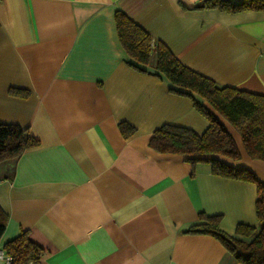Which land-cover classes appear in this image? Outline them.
I'll list each match as a JSON object with an SVG mask.
<instances>
[{
    "label": "crops",
    "instance_id": "0c3cea01",
    "mask_svg": "<svg viewBox=\"0 0 264 264\" xmlns=\"http://www.w3.org/2000/svg\"><path fill=\"white\" fill-rule=\"evenodd\" d=\"M199 3L0 0V124L38 141L0 162L2 254L26 231L43 250L38 264H242L214 236L186 230L199 214L221 216L219 229L230 236L238 224L257 227L255 186L149 146L161 125L201 134L208 122L163 76L132 66L115 29L121 12L216 86L264 95V11ZM193 97L239 152L235 161L218 158L264 182V162L249 158L239 134ZM120 123L133 132L124 136Z\"/></svg>",
    "mask_w": 264,
    "mask_h": 264
},
{
    "label": "trees",
    "instance_id": "16d2710c",
    "mask_svg": "<svg viewBox=\"0 0 264 264\" xmlns=\"http://www.w3.org/2000/svg\"><path fill=\"white\" fill-rule=\"evenodd\" d=\"M196 9H217L227 12L245 10L264 11V0H200ZM118 41L130 64L149 67L170 84L169 91L191 99L195 110L203 116L208 126L201 134L192 130L164 124L154 130L149 146L161 153H174L195 165L210 166L211 174L221 178L251 183L256 188L254 203L257 227L238 224L235 236L219 229L221 216L198 215V223L190 226L187 233L209 234L217 238L225 249L242 264H264V182L243 167H233L218 157L238 160L239 152L234 140L215 115L194 97L204 100L240 136L243 149L253 160L264 162V95L254 94L235 87H218L204 77L182 65L160 42H153L150 35L128 19L123 13L114 16ZM25 95L22 91H11ZM124 136L133 132L126 123L119 124ZM38 141L16 125L0 124V162L15 159L21 153L36 146ZM6 215L0 209V236L4 230ZM10 258L9 264H38L43 250L33 243L26 231L7 241L2 248Z\"/></svg>",
    "mask_w": 264,
    "mask_h": 264
},
{
    "label": "built area",
    "instance_id": "2783aa9c",
    "mask_svg": "<svg viewBox=\"0 0 264 264\" xmlns=\"http://www.w3.org/2000/svg\"><path fill=\"white\" fill-rule=\"evenodd\" d=\"M0 256L3 257L5 264L10 263V258L8 256L2 254V252H0Z\"/></svg>",
    "mask_w": 264,
    "mask_h": 264
}]
</instances>
